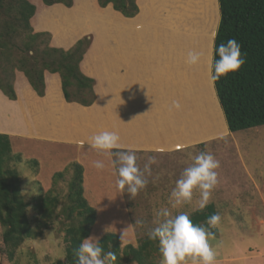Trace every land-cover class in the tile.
<instances>
[{"label":"rangeland","instance_id":"obj_1","mask_svg":"<svg viewBox=\"0 0 264 264\" xmlns=\"http://www.w3.org/2000/svg\"><path fill=\"white\" fill-rule=\"evenodd\" d=\"M29 1L36 6V14L31 19L33 29L38 31L36 29L40 27L33 25L34 19L37 20V18H40V21L45 22L46 25L50 24L48 25L50 29L44 31L50 33L49 45L51 46L67 49L71 45L68 43H71L74 39L89 36L90 45L85 53L93 55V50L96 49V53L108 54L115 51V49L117 50L116 47L121 50L120 52L126 50L125 46L121 47L118 44L122 39L123 43L127 42L129 45L128 42L134 41V38L140 37L141 39L143 37L145 50H148L150 54H161L160 59L154 60L151 58L150 63L154 65L155 61H160L162 63L159 66L166 68L171 66L168 53L176 42L179 45L177 47L178 54L175 58L180 65H185V59L181 57L191 49L189 46L192 45L191 39L198 37L201 26L200 12L205 6L208 7L214 28L212 36L209 38V55L203 79V85L206 84V88L200 100L202 109L206 106L204 108L206 114L213 111L222 118V128L219 131H214L213 126H210L209 132L207 131L208 134L204 131L202 137L199 138V142L193 143V145H195V152H210L220 162V167L216 169L218 184L212 191L210 203H214L216 212L221 216V222L216 227L218 235L211 236L210 243L217 252L218 260L216 264H264V125L235 132H230L224 127L225 120L208 73V61L212 51L214 33L219 21L217 0H197V6L200 7L191 18L188 17V13L186 17L184 6L181 7L180 4H174V12L171 13L172 6H168L170 4L169 0H141V14L139 9L134 17L126 20L127 22L121 21L125 19L111 10V5L102 8L97 6L94 0H76L77 2L72 8L73 13L71 14L54 8L46 10L47 6H44L41 0ZM137 2H140V0H137ZM163 5L168 7H162ZM76 12L79 14H76ZM83 16H87V18L82 19ZM90 16H101L95 20L98 24L101 23L99 19L103 18L117 22V29L113 30L114 32L111 34H100L97 32V27H85L91 25V22L93 23V21H90ZM60 18L63 21L58 20ZM167 18H169V22L177 19V27L170 28L169 26H172V24L167 23ZM67 19L72 20L68 23ZM156 20L158 21L150 26ZM124 27L126 30H124ZM51 28L53 32L50 31ZM151 28H156V31L152 34ZM100 35L103 37L101 39L102 44L97 38ZM138 44L139 46L142 45L141 42H138ZM98 46H101L102 49L100 50L101 47ZM139 46H134V48L137 49ZM96 53L94 52L95 56ZM21 76L25 78L23 73H21ZM151 79L153 87H151V84L149 93L154 95V91L158 90L160 85L163 86V83L160 84L158 78L154 79L152 77ZM170 93L169 104L172 101L176 102L178 97L175 93V97L171 98ZM0 99L4 100L1 97ZM27 107L29 108V103ZM74 123L72 121V124ZM84 123L71 125L75 130H73L75 132L74 136L80 137L58 143L40 142L43 140H34L31 136L28 139L24 138L27 139L25 141L22 139L23 137L16 138L21 136L20 133H17L18 135L11 133L10 142L13 152L21 153L24 159H36L39 162L36 172H33L25 162L13 164L22 179V194L25 199L29 200L30 197L35 195L36 182L39 183L43 191L53 188L57 192H63L65 190L64 181L52 184L51 176L54 172L63 170L69 163L76 161L83 166L84 197L92 207H97L95 210L99 213L98 220L92 227L90 235L102 236L108 230H105V233L101 231L110 229L111 225L114 227L118 224L121 226L124 224L125 217L121 210L122 199L126 202L128 218L130 217V221L134 226L135 239L145 235L150 228L163 219V217L156 215V211L160 208L169 207L173 216L181 212L189 214L193 212L192 209L197 206L199 200V191H194L193 200L189 205L173 209L168 204V197L175 187V181L179 178L183 169L192 162L191 155L195 154L193 149L184 146L181 149L170 151H135L136 163L142 171L145 164L149 162V158H154L155 163L150 165V174H144V177L148 180L146 187L139 191L134 198H130L126 190L124 193H117L116 191L115 181L117 176L114 174L111 164L113 157L100 155L88 146L87 141L90 137H84ZM105 127L109 128V125ZM102 130L103 128L99 126V132ZM97 133L94 131V135ZM88 136H93V134ZM96 160L104 161L105 168L103 170H97L93 166V161ZM107 208H114L115 214L114 212L106 213ZM28 216L33 219L37 215L29 208ZM137 221H140V223H137ZM60 225L55 220L50 229H44L40 238L26 240L12 261L8 260L4 253L0 228V264H50L59 259L60 256L65 258V243L62 240V232L58 231ZM127 239L129 238H122L120 240L121 244L130 243V240ZM131 243L137 245V240H133Z\"/></svg>","mask_w":264,"mask_h":264},{"label":"trees","instance_id":"obj_2","mask_svg":"<svg viewBox=\"0 0 264 264\" xmlns=\"http://www.w3.org/2000/svg\"><path fill=\"white\" fill-rule=\"evenodd\" d=\"M44 6L61 3L66 7L73 0H41ZM100 7L111 5L123 17H134L137 0H97ZM219 21L215 44L235 39L241 46L245 63L213 83L215 96L230 132L264 125V0H217ZM36 6L29 0H0V91L9 100L16 99L15 74L21 72L34 92L45 93L44 73H57L66 102L90 106L96 96L94 79L80 69V61L90 45V37L77 39L64 49L49 45L50 33L35 31L31 19ZM23 89V84L17 85ZM202 145V144H200ZM116 157L113 156V159ZM25 162L33 172L38 169L36 159H24L13 152L10 138L0 133V228L3 249L8 260H14L26 240L40 238L57 220L65 243L64 260L50 264H75V250L82 238L90 235L96 220V210L83 194V166L73 161L63 170L52 174V184L64 181L65 190L50 188L43 191L36 182V193L29 200L22 194V179L14 163ZM37 216L31 219L28 209ZM216 212L209 203L199 212H191L194 224H203ZM212 236L217 228L209 229ZM104 252L116 255L114 264H161L157 243L147 235L137 239V245H122L117 234L107 232L100 237Z\"/></svg>","mask_w":264,"mask_h":264},{"label":"crops","instance_id":"obj_3","mask_svg":"<svg viewBox=\"0 0 264 264\" xmlns=\"http://www.w3.org/2000/svg\"><path fill=\"white\" fill-rule=\"evenodd\" d=\"M94 1L96 5L99 6L97 0ZM76 2V0H73V5L71 7H66L61 3H55L53 5L47 6L46 10L54 8L59 11H66L67 14H71L73 13L72 8L75 6ZM138 3L141 14V0ZM111 10L113 9L111 8ZM117 13L123 19H129L123 17L119 12ZM76 14L79 13L76 12ZM58 20L63 21L61 18ZM71 20L72 19H67V22L69 23ZM33 25L40 26L37 29L34 27L38 31L50 29V27H48L50 24L48 23V25H46L45 22L40 21V18H37V20L34 19ZM50 31H52V28ZM74 40L76 41V39ZM74 40L68 44L72 45L75 42ZM122 41L123 39L118 44H120L121 47L125 46L126 52L113 51L112 53L108 54H97L96 57L89 53H85L82 60L80 61L81 71L85 75L92 77L95 81L93 89L95 92L96 101H94V104L90 106H82L75 102H66L63 98L60 78L57 73H49L47 71L44 73L45 93L42 97H39L30 87L26 78L21 76V72L17 71L14 81L17 100L7 99L0 91V97L3 98L6 103L11 105L14 104L12 105V110L3 111L2 108L0 109V133L8 134L10 140L11 133H20L21 136L16 138L19 139V137H23L22 139L25 141L31 136L34 138V140H43L40 142L49 141L58 143L71 140V138L80 137L74 136V128L71 126L72 121L75 122L73 124L74 126L77 123L83 124L84 122H87L88 124V122L92 120L90 121V126H94L95 131H99V125H109V131L118 132L120 136V143L124 149H134L135 151L153 150L158 152L177 150L183 148L185 145H193V143H198L200 140L199 138L202 136H197L196 131L191 128L196 120L191 121L189 117L186 119V115H184V113L177 112L176 108L173 106V101L170 103V110L168 112L169 116L166 118V115H164L166 110H163V108L160 107L161 105L158 101L152 100L153 97L157 96V91H154V95L149 93L151 86L149 83L151 82L152 74H154L152 70L158 66L157 63L152 65L150 63V59H160L161 54H150L148 50H145L143 37H141V39L140 37L134 38V41L131 40L132 42H128L129 45L127 42L123 43ZM138 42H141L142 45L139 46ZM134 46L139 47L135 49ZM92 57H95V60H93ZM97 58H99L101 62H99V59ZM103 60L105 61L104 64ZM99 63L100 65L103 64L104 69L101 67L102 65H99ZM99 68L100 70L98 71ZM105 75L108 76L105 77ZM23 83V89L25 92L24 94H22V91H20L17 86L18 84ZM54 86H56L55 89ZM52 92L56 94L55 98ZM28 103L29 108L27 107ZM163 104H165V102ZM61 105L63 106L64 110L62 109ZM84 109L88 115L90 114V117L86 116V118H82V116H79L77 112ZM59 110L62 111L59 112ZM2 115L4 116L3 119ZM13 117L15 118L13 119ZM54 118H56V120H54ZM188 120H190V122H188ZM10 125H13V129ZM14 125H17V127ZM224 127L226 130H228L226 123H224ZM182 128H184L183 132ZM68 131H70V133ZM192 134H195V136ZM121 207L122 213H124L125 217L124 224L122 226L118 224L114 227L111 225L109 227L110 229H104V231L102 230L101 232L105 233V230H108L106 232H113L118 235L120 240L122 238H129L127 240H130V244H132L131 242L137 239H135L134 235V226L130 221V217L128 218V208L124 199L121 201ZM94 208L97 209L95 206ZM112 209L107 208L105 212H114L115 214V209ZM98 215L99 213L97 211L95 223L98 220Z\"/></svg>","mask_w":264,"mask_h":264},{"label":"clouds","instance_id":"obj_4","mask_svg":"<svg viewBox=\"0 0 264 264\" xmlns=\"http://www.w3.org/2000/svg\"><path fill=\"white\" fill-rule=\"evenodd\" d=\"M201 55L200 52L190 51L186 63L190 66L198 64ZM244 63L241 46L235 39H228L226 43L221 42L219 45H216L213 39L208 61L209 78L213 83L230 72L238 71ZM173 106L177 109L180 107L175 101ZM87 143L100 155L116 157L111 159V164L117 176L115 181L117 193H124L126 190L129 197L134 198L146 187L148 180L144 174H150V165L155 163L154 158H149L142 171L136 163L135 150L124 149L116 131H100L91 136ZM185 148H191L195 152V145H185ZM191 161L175 181V187L168 197V204L173 209L189 205L193 200L194 191H199L197 206L192 209L193 212H199L211 201L212 191L218 184L216 169L220 167V162L206 151L195 152L191 155ZM93 166L97 170L105 168L103 160L93 161ZM156 215L163 219L150 228L146 235L148 240L157 243L161 264H216L217 252L210 243L212 232L209 229L220 224L219 213L208 216L203 224H194L190 214L186 212L173 216L169 207L158 209ZM75 256V264H114L117 259L113 252H104L100 237L96 235L82 238L78 249L75 250ZM59 259H64V256H60Z\"/></svg>","mask_w":264,"mask_h":264},{"label":"bare ground","instance_id":"obj_5","mask_svg":"<svg viewBox=\"0 0 264 264\" xmlns=\"http://www.w3.org/2000/svg\"><path fill=\"white\" fill-rule=\"evenodd\" d=\"M165 1V0H164ZM169 5L168 6H172V10H171V13L174 12V4H180L181 7H183L184 9V13L187 17V13H188V17H193L195 13H197L198 9L200 6H197V0H169ZM168 7L167 5H163L162 7ZM180 7V8H181ZM209 9L207 6H205L201 12H200V28H199V31H198V37L197 38H192L191 39V42H192V45H189L191 49H189V51H187L188 53L190 51H193V52H200L202 55H201V59H200V62L196 65H188L186 63V59H187V54H185L184 56H180L182 59H185L184 63L185 65H180L177 60H176V56L178 54V50H177V47L179 45L178 42L174 43V45L171 47L170 49V52L168 53V57L171 61V66L170 68H166V67H161L159 66L160 63L162 62H157L155 61V64L157 63L158 66H156L154 68V70H152V72L154 74H152V77L155 78H158V80L160 81V84H162L163 86L160 85V88L157 91V96L153 97L152 100H156L160 103V107L163 108V110L165 109L166 112L164 115H166V118L169 116L168 115V112L170 110L169 106L171 104H169V92L170 93V96L171 98L174 96L175 97V93L178 95V97L176 98V102L179 103L180 107L177 109L176 108V111L177 112H181V113H184V115H186V119H189L191 121H195L192 125V129L196 131V135L197 136H202V133L204 131H206V133L208 134L209 132V127L210 126H213L214 128V131H219L221 130L222 128V118L215 114L213 111L212 113H207L204 112V108L206 106L203 107L202 109V106H201V100H200V97L202 96V94H204V90L206 88V84H204L203 82V79H204V73L206 71L205 69V66L207 64V60H208V55H209V49H208V45H209V38H211L212 36V33H213V28H214V23H213V20H211V16L209 15ZM98 17H101V16H98ZM98 17H95V16H90V21H93V23L91 22V25H87L85 27H88V26H92V28H96L97 27V32L100 33V34H105V33H113L114 31L113 30H116L117 29V22H112L111 20L109 19H99L101 20V23L98 24L97 22H95V20L98 18ZM82 19L84 18H87V16H83L81 17ZM176 18V17H174ZM92 19V20H91ZM159 20V18H158ZM158 20H156L155 22L153 21V23L150 24V26H153ZM115 21V20H114ZM122 22H127L126 20H121ZM169 22V18H167V23ZM128 23H131V22H128ZM127 23V24H128ZM109 24V25H108ZM123 24V23H122ZM132 24V23H131ZM172 24V26H169L170 28H176L177 27V19H173L169 22V25ZM125 25V24H123ZM135 25V24H133ZM126 26V25H125ZM137 26V25H135ZM124 30H126V28L124 27ZM156 31V28H151V34L154 33ZM98 40L101 42V39L103 38L102 35L98 36L97 37ZM100 44V45H101ZM107 45V44H106ZM113 45V44H112ZM103 47V45H101ZM101 46H98V47H101ZM97 47V48H98ZM102 47L100 48V50L102 49ZM114 47V46H113ZM95 48V47H94ZM108 48V47H107ZM117 50L115 49V52H120L121 50L116 47ZM95 53H96V49L93 50ZM124 52H126V50H123ZM94 52H93V56L94 55ZM103 52H105L103 50ZM183 51L181 52V55H182ZM96 54H99V53H96ZM176 54V55H175ZM96 57V56H95ZM95 57L93 58V60H95ZM101 57V56H100ZM149 58V57H148ZM99 59V58H97ZM140 59V58H139ZM162 59V58H161ZM104 61V60H103ZM102 61V62H103ZM135 61V60H134ZM153 61V60H152ZM99 62H101V60L99 59ZM131 62V61H130ZM154 62V61H153ZM105 63V61L103 62V64ZM103 64L99 65L104 69L103 67ZM154 64V63H153ZM139 65V63H138ZM101 68V70H102ZM178 68V69H176ZM107 69V68H105ZM100 70V68L98 69V71ZM109 71V70H108ZM105 72V71H104ZM134 72V70H133ZM111 73V72H110ZM113 73V72H112ZM105 74V73H104ZM103 74V75H104ZM102 75V74H101ZM108 76V75H107ZM105 75V77H107ZM103 77V76H101ZM113 77V76H112ZM110 78V77H108ZM153 79V80H154ZM152 80V79H151ZM150 81V80H149ZM157 81V80H156ZM112 82V81H111ZM110 82V83H111ZM149 83V82H148ZM149 84H152L151 87H153V83H149ZM205 86V87H204ZM56 86H54V89H55ZM124 87V86H123ZM20 91H22V94H24V89H20ZM51 93V91H50ZM49 93V94H50ZM54 94V92H52ZM27 95V94H26ZM55 95L54 94V98H55ZM197 100H199V102H197ZM165 104H163L164 102ZM171 102V101H170ZM174 102V101H173ZM14 105V104H12ZM9 103H5L4 100L0 99V109L2 108V110H12L13 109V106ZM16 105V103H15ZM19 106V105H18ZM62 109H63V106L61 105ZM65 107V105H64ZM159 107V106H158ZM159 107V108H160ZM56 108V107H55ZM72 108V107H70ZM68 109V108H67ZM87 109V108H86ZM17 110V109H16ZM19 110V108H18ZM64 110V109H63ZM89 110V109H87ZM203 110V112H202ZM213 110V109H212ZM218 110V109H217ZM53 111V110H52ZM62 110H59V112H61ZM67 111V110H66ZM65 111V112H66ZM161 111V110H159ZM208 111V110H207ZM215 111V110H214ZM14 112V111H13ZM58 112V113H59ZM89 112V111H88ZM94 112V111H93ZM17 113V112H16ZM68 113V112H67ZM79 114V116H82V118H86L87 117H90V114L88 115L87 112L84 110H79L77 112ZM200 116H199V114ZM202 113H203V117H202ZM217 113V112H216ZM162 114V113H160ZM15 115V113H14ZM101 115V114H100ZM12 116V115H11ZM60 116V115H59ZM58 116V117H59ZM3 115H2V119H3ZM111 117V116H110ZM15 117H13L14 119ZM1 119V118H0ZM38 120V119H37ZM36 120V121H37ZM48 120V119H47ZM54 120H56V118H54ZM60 120V119H59ZM62 120V118H61ZM190 120H188V122H190ZM5 121V120H4ZM29 121V120H28ZM34 121V120H33ZM39 121V120H38ZM92 121V120H90ZM90 121L88 122H85L84 124V128H83V132L85 133L84 135L85 136H88L90 134H93L94 135V126H90L91 123ZM27 122V121H26ZM25 122V123H26ZM59 122V121H58ZM187 122V121H185ZM7 123V122H6ZM46 123V122H45ZM50 123V122H49ZM206 123V124H205ZM3 124V123H2ZM21 124V123H19ZM24 124V123H23ZM35 124V123H33ZM69 124V123H68ZM73 125V124H72ZM96 125V124H94ZM207 125V126H206ZM15 126V125H14ZM23 126V125H22ZM35 126V125H34ZM100 126V125H99ZM17 127V125L15 126ZM25 127V125H24ZM22 127V128H24ZM101 128H104L103 130L105 129H108V128H105V125H102ZM21 129V128H20ZM79 129V128H78ZM82 129V128H81ZM127 129V128H126ZM24 130V129H23ZM69 130V129H68ZM98 130V129H97ZM102 130V131H103ZM113 130V129H112ZM184 128H182V132H183ZM189 130V129H188ZM67 131V130H65ZM75 131V130H74ZM208 131V132H207ZM24 132V131H23ZM70 133V131H68ZM67 132V133H68ZM77 132V131H76ZM97 133V131H95ZM99 132V131H98ZM22 133V132H21ZM28 133V132H27ZM195 133V132H194ZM33 134V133H32ZM75 134V132L73 133ZM71 135V134H70ZM183 135V133H182ZM193 136H195V134H192Z\"/></svg>","mask_w":264,"mask_h":264},{"label":"water","instance_id":"obj_6","mask_svg":"<svg viewBox=\"0 0 264 264\" xmlns=\"http://www.w3.org/2000/svg\"><path fill=\"white\" fill-rule=\"evenodd\" d=\"M214 35H215V33H214Z\"/></svg>","mask_w":264,"mask_h":264}]
</instances>
